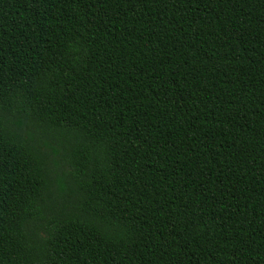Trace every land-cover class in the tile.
I'll return each mask as SVG.
<instances>
[{"label":"trees","instance_id":"16d2710c","mask_svg":"<svg viewBox=\"0 0 264 264\" xmlns=\"http://www.w3.org/2000/svg\"><path fill=\"white\" fill-rule=\"evenodd\" d=\"M0 264H264V0H0Z\"/></svg>","mask_w":264,"mask_h":264}]
</instances>
